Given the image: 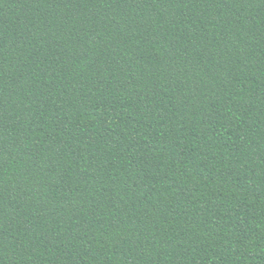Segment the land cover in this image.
<instances>
[{"label":"trees","instance_id":"1","mask_svg":"<svg viewBox=\"0 0 264 264\" xmlns=\"http://www.w3.org/2000/svg\"><path fill=\"white\" fill-rule=\"evenodd\" d=\"M0 264H264V0H0Z\"/></svg>","mask_w":264,"mask_h":264}]
</instances>
